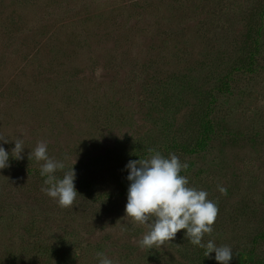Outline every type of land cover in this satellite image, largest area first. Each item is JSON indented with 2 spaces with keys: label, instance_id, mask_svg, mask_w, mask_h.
Listing matches in <instances>:
<instances>
[{
  "label": "rangeland",
  "instance_id": "374dc122",
  "mask_svg": "<svg viewBox=\"0 0 264 264\" xmlns=\"http://www.w3.org/2000/svg\"><path fill=\"white\" fill-rule=\"evenodd\" d=\"M0 138L25 146L0 169V264H218L184 229L139 246L125 165L150 149L217 204L202 242L264 264V0H0ZM39 142L73 207L41 190Z\"/></svg>",
  "mask_w": 264,
  "mask_h": 264
},
{
  "label": "clouds",
  "instance_id": "9594fccd",
  "mask_svg": "<svg viewBox=\"0 0 264 264\" xmlns=\"http://www.w3.org/2000/svg\"><path fill=\"white\" fill-rule=\"evenodd\" d=\"M9 139L0 138L7 143ZM15 142L11 152L5 150L0 143V169L9 166L10 156L22 159L24 144L22 139H12ZM152 154L147 159L129 160L125 165L128 170L127 180L130 182L127 189V203L125 216L130 217L133 223L147 225L148 231L139 241L141 248L153 249L172 241L179 230H186L184 236L189 242L204 249V256L213 258L218 264H230L233 259V249L229 246H217L211 239L203 243V237L211 235L218 206L206 199L208 193L189 187L182 170L188 168L186 162L169 153L168 157L150 149ZM43 161L40 166V176L44 178L46 187L41 190L50 198L57 201L59 207H73L78 191L75 187L76 174L74 168L65 170L63 161L56 160L48 155L47 144L39 142L29 153V159ZM63 171V176H57ZM221 194L226 189L217 186ZM98 264H115L105 253H97Z\"/></svg>",
  "mask_w": 264,
  "mask_h": 264
}]
</instances>
